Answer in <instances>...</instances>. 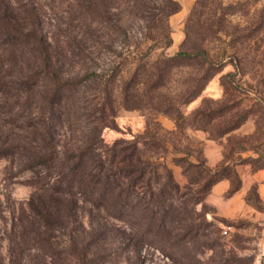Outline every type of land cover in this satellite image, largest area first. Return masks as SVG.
<instances>
[{"label":"rangeland","instance_id":"1","mask_svg":"<svg viewBox=\"0 0 264 264\" xmlns=\"http://www.w3.org/2000/svg\"><path fill=\"white\" fill-rule=\"evenodd\" d=\"M4 9L29 34L17 46L0 42L4 81L18 70L41 72L35 58L39 40L63 79L74 80L86 72L98 75L75 94L87 108L79 117L59 113L49 131L50 145L60 152L76 147L91 124L89 119L96 120L99 107L107 113L112 108V124L102 132L104 143L137 142L150 164L149 179L155 188L170 170L179 185L176 200L191 205L209 174L217 169L221 178L195 204V213L185 203L170 218L169 239L184 256L172 248L161 249L143 235L137 237L127 223L85 202L78 193L82 226L72 222L59 225L55 220L50 221V228L45 226L36 233L37 228L28 224L32 220L29 200L35 197L48 220L55 218L56 200L49 191L38 189L50 178L44 176L47 170L27 168L23 156L36 145L46 150L49 132L42 133L44 137L37 135L35 143L30 141L36 136L28 132V126L29 115L47 108L39 98H17L13 87L5 88L0 92L1 139L11 133L19 149L8 156L0 154V264H61L59 259L64 264H264V168H257L264 164V135H254L258 104L264 103V0H0V13ZM202 50L214 66L201 58L184 59L170 73L164 68L167 56ZM233 55L241 60L244 74L229 82L223 76L235 71ZM157 67L162 76L160 80L153 77L149 85L164 83L159 99L177 93L199 67H214L198 96L179 104L184 122L180 131L174 116L150 108L146 98L140 104L128 102L124 96L134 74L138 82L147 80L137 86L145 94L151 80L145 72L155 73ZM236 83L251 92H235L231 86ZM224 101H237L255 112L239 128L216 136L220 122L216 121V105ZM201 106L215 111L212 123L204 124L199 115L192 116ZM243 143L256 146L240 150L238 144ZM60 157L63 159L62 154ZM55 165L54 169H64L66 161L58 159ZM77 239L80 250H88L86 259H79L77 250L70 247V240Z\"/></svg>","mask_w":264,"mask_h":264},{"label":"trees","instance_id":"2","mask_svg":"<svg viewBox=\"0 0 264 264\" xmlns=\"http://www.w3.org/2000/svg\"><path fill=\"white\" fill-rule=\"evenodd\" d=\"M12 18V13L6 9L0 13V42H4L8 46H17L25 41L29 37V34L23 31V27H21L19 21H13ZM3 34L5 36L2 39ZM32 35L34 36V33ZM37 46L35 58L39 65L42 66L41 72L28 73L23 70H18L16 74L11 76V80L4 81L1 75L2 67H0V80L2 81L0 83L1 93H4L5 88L13 87L15 89L14 94L17 98L20 95H24L27 99L32 98L34 101L39 98L46 105L47 109L45 112H41L35 116L29 115L30 124L28 126V132L36 136L30 140L35 143L39 140L38 136L44 137L42 133L45 131L49 132L50 128L55 126L56 121L61 116L59 115L61 111H66L71 116L76 115V117H79L81 110L84 111L87 109L83 105L84 101L75 99V94L79 93L86 83L98 79V75L88 72L74 80L63 79L61 72L55 67L53 57L48 52L45 43L39 40ZM204 53V50L192 54L186 51H178L174 55L166 57L168 62L164 68L170 73L171 68L181 64L184 59L201 58H205L208 65L214 66L213 61L206 58ZM3 56L4 54H0V66L4 62V59L1 58ZM232 62L235 71L228 72L223 76V79L229 78V82H233L237 74H240V80L244 74V67H241V60L237 55L232 56ZM12 63L16 64L17 60L13 59ZM212 68L214 67H199V70L195 72L196 75L189 78V83L185 81L177 93L167 98L164 97L163 99H159L158 92L165 87L164 83L157 81L155 84L149 85L152 83L153 77L154 80H160L162 76L161 68L157 67L158 70L155 73L151 71L145 72V77L148 80L151 79L148 81L146 88H144L145 94L138 92L139 87L137 86L139 82L146 83L145 81L147 80H139L138 82L136 81V74H134L130 79V82L133 83L127 85L124 90V96L128 102L135 100L136 102H142L140 104H144L142 100L146 98L145 101L149 103L150 108H153L157 112H162L172 117L174 116L176 128L180 131L184 127V122L182 113H180L179 104L198 96L206 82L212 76L209 74ZM155 76L158 79H155ZM39 87H43V90L40 91L38 89ZM231 88L235 92H251V90L246 89L238 83L231 86ZM132 106L136 107L139 105ZM258 108L259 110L257 112L259 113L256 115L254 135H264V103L258 104ZM207 109L201 106L192 116L199 115L200 120L204 124H210L214 120L215 111ZM112 110L111 108L110 112L107 113L105 108L99 107L96 120L92 121L89 119L91 124L87 127L86 133L82 135L76 147L69 150L64 149L60 152L56 145H50L52 135L49 132L45 151L44 149H40L39 145H36L31 150L28 149V153L23 156L27 168L33 170L38 167L40 168V172L43 169L47 170L44 176H50V178L47 181H43V183L40 181L42 184L38 185V189L49 191V194L51 196L53 195L56 200L55 218L52 220L47 219L43 208L34 201L35 197L29 200L32 220L28 224L30 227L37 228L36 230H30L40 233L38 232L40 228H44L45 226H49L50 228V221L54 222L55 220L59 225H63L64 222H72L78 226H82L78 215L79 203L76 195L78 193L83 196L85 202L91 203L93 206L101 208V210L109 211L114 216H117L118 219L127 223L133 230L134 235H143L145 240L149 238L147 240H151L154 244L156 243L161 249L172 248L175 254L184 256L180 247L176 243L172 244L171 239H169L172 233V229L168 227L170 225V218L173 212H178V207L181 205L184 207L185 203L187 206H190L188 207V211L195 213V204H198L202 200V196L207 193L208 188L214 182L220 180L219 172L216 169V171L206 177L204 185L201 189L197 190L201 191V193L195 195L196 197L191 201V205L188 204L187 200L177 201L175 193L179 192V185L174 180L170 170H167L165 181L158 188L152 185L149 179L150 164L140 151L137 142L119 139L111 144L104 143L102 132L105 127H109L112 124V116H114ZM253 112L242 108L237 101H233L231 104L225 101L217 104L216 121L220 120V122L216 124L218 130L216 131V136L224 135L239 128L246 121L249 114ZM202 128L209 131L207 127ZM42 129H44L43 132H41ZM1 133V156H8L17 152L19 145L16 137L10 133V137L3 140L1 139ZM140 137L144 138L146 136ZM258 138L255 139L256 143L260 140ZM244 144L246 145L245 147ZM255 146L253 144L247 145V143L238 144L240 150L246 148L254 149ZM61 154L63 159L60 157ZM58 159L63 162L66 161L64 169L62 166L54 169ZM179 160L183 161L184 158ZM258 166L257 168H264V164ZM53 170H57L56 173L53 174L55 172ZM36 198H39V196ZM20 223V226H23L21 220ZM89 227L91 228V225ZM79 243L80 239L76 241L70 240L69 242L70 247L77 250L79 259L83 260L86 259L89 253L84 248L80 250ZM46 246H48L47 243ZM64 249L65 247L61 246L60 250L63 251ZM61 253L59 252V254ZM59 260L61 264H64L62 259ZM11 264L22 263L20 261H12ZM135 264L140 263L137 262Z\"/></svg>","mask_w":264,"mask_h":264}]
</instances>
